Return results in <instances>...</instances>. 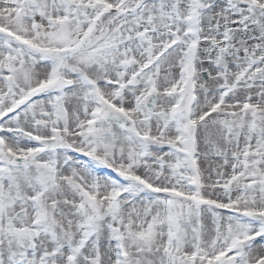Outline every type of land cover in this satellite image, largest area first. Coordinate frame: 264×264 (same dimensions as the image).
<instances>
[{
    "label": "snow or ice",
    "instance_id": "6c2138e0",
    "mask_svg": "<svg viewBox=\"0 0 264 264\" xmlns=\"http://www.w3.org/2000/svg\"><path fill=\"white\" fill-rule=\"evenodd\" d=\"M0 264H264V0H0Z\"/></svg>",
    "mask_w": 264,
    "mask_h": 264
}]
</instances>
